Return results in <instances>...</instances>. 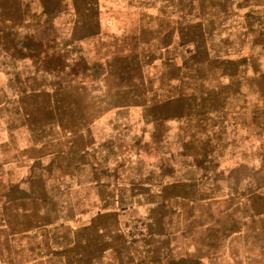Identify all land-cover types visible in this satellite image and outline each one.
I'll return each instance as SVG.
<instances>
[{"label":"rangeland","instance_id":"374dc122","mask_svg":"<svg viewBox=\"0 0 264 264\" xmlns=\"http://www.w3.org/2000/svg\"><path fill=\"white\" fill-rule=\"evenodd\" d=\"M30 1L0 0V26L9 27L2 10L17 25L26 12L49 17H32L29 28L40 58L0 49V107H10L0 123L100 125L93 135L106 139L124 194L201 171L202 249L170 264H264V0ZM7 180L0 172V264H92L70 263L65 245L35 236L20 214L34 207L22 185L36 180L48 202L70 178Z\"/></svg>","mask_w":264,"mask_h":264},{"label":"crops","instance_id":"0c3cea01","mask_svg":"<svg viewBox=\"0 0 264 264\" xmlns=\"http://www.w3.org/2000/svg\"><path fill=\"white\" fill-rule=\"evenodd\" d=\"M9 12L2 10L9 24V27L0 26L2 51L23 50L25 38L42 43L30 37L31 19L49 17L40 11L32 16L26 12L25 21L17 25L9 22ZM24 13L20 14L24 16ZM100 21L104 27L107 25L106 16H101ZM22 59L31 60L24 56ZM6 80L9 88L10 78ZM226 99L227 94L216 97L220 109ZM1 105L2 113H8L10 107ZM25 118L27 121L12 125L7 120L0 123V172L8 179L6 183L12 177L26 183L41 177H67L72 182L48 202L33 189L31 184L36 180L31 181L29 189L26 184L20 187L26 188L25 192L32 198L26 201L34 207L19 210L23 218L32 221L28 230L32 227L35 236L49 239L56 248L65 245L59 249L70 256V263L123 264L125 256L133 264H170V259L177 262L200 254L202 246L197 234L202 225L196 222L195 210L202 199L197 198L202 188L201 171L192 170L195 171L192 181L183 175L184 181L163 174L158 182H152L155 185H147L145 190H134L131 186L133 193L124 194L122 179L118 180L120 166L115 159L108 164L107 154L101 148L106 139L93 135L100 125L80 124L77 132V128L58 121ZM213 220L220 222L217 216ZM224 235L229 241L232 231L228 229Z\"/></svg>","mask_w":264,"mask_h":264},{"label":"trees","instance_id":"16d2710c","mask_svg":"<svg viewBox=\"0 0 264 264\" xmlns=\"http://www.w3.org/2000/svg\"><path fill=\"white\" fill-rule=\"evenodd\" d=\"M23 50L18 51L19 53H23L24 52V57H28L30 59H36V58H40V55L38 53L35 54L36 49L41 47L40 43H36L34 40L30 39V38H25L23 41Z\"/></svg>","mask_w":264,"mask_h":264}]
</instances>
